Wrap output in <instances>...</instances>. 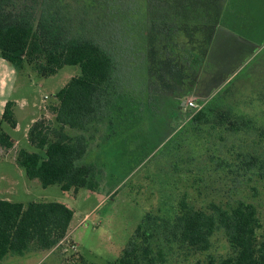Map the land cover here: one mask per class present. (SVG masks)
<instances>
[{"label":"trees","instance_id":"1","mask_svg":"<svg viewBox=\"0 0 264 264\" xmlns=\"http://www.w3.org/2000/svg\"><path fill=\"white\" fill-rule=\"evenodd\" d=\"M8 1L0 0V55L18 73L25 74L30 68L48 77L65 65L81 68V74L72 77L48 105L51 117L43 115L30 126L27 137L38 151L20 148L16 163L44 187L58 184L74 193L81 188L95 191L99 187L97 165L82 162L90 138L85 133L71 134L68 129L86 131L110 117L115 106L122 110L121 98H117L122 89L117 64L98 42L81 33L72 35L70 14L62 8L63 1L45 0L38 19L23 10L8 11ZM232 1L145 0L147 8L159 7L163 12L161 19L152 14L146 20L136 50V58L146 64L148 81H153L152 63L160 53L170 73L192 87L198 85L199 75L213 70L214 45L220 43L230 59L233 49L224 42V35L231 30L224 24L231 16ZM180 33L187 41L181 42ZM252 57L240 61L212 87L189 93L195 95L200 108H192L187 123L162 143L165 157L161 163L166 168L159 172L164 185L162 205L158 212L144 215L120 257L111 264H158L164 254L163 237L172 236L180 244L206 251L218 231L231 248L219 264H264L263 218L258 202L264 194V62L261 71L252 70L264 56ZM145 97L128 99L139 104V111L153 115L152 102ZM130 101L129 107L134 105ZM179 104L184 107L183 100ZM173 105L175 109L177 105ZM15 109L16 102L8 100L0 119V146L7 150L16 140L2 125L17 127ZM169 185L186 188L170 204ZM210 188L215 189V195L199 205L196 193L201 195ZM74 215L75 211L62 202L25 204L0 198V261L8 255L56 248L67 236ZM78 261L97 264L83 256Z\"/></svg>","mask_w":264,"mask_h":264},{"label":"rangeland","instance_id":"2","mask_svg":"<svg viewBox=\"0 0 264 264\" xmlns=\"http://www.w3.org/2000/svg\"><path fill=\"white\" fill-rule=\"evenodd\" d=\"M61 1L65 4L61 5L62 8L70 14L72 35L81 33L98 42L113 56L120 75V90L124 92L118 87L120 95L122 93L120 96L117 92L122 110L117 111L118 106H115L110 117L101 124L89 126L86 131L68 129L71 134L85 133L90 138L89 150L82 162L97 165V190L81 188L74 193L62 190L58 184L44 187L38 180L27 176L25 169L16 163V154L20 148L38 151L29 143L28 128L39 116L51 117L47 112L48 105L53 103L55 95L72 77L81 74V68L65 65L48 77H42L30 68L25 74H20L0 55V100L17 103L15 111L18 119L16 129L7 123L2 125L16 139V144L9 150L0 146V198L25 204L57 201L75 211L67 236L56 248L44 253L8 255L0 264H80L79 256L97 264H111L117 260L144 215L158 212L162 205L164 185L159 172L166 170L161 163L165 157L162 143L187 123L193 111L187 106L188 98L201 105L195 95L189 93L203 92L204 88L212 87L245 58L264 56V0H233L231 16L226 17L224 24V28L232 31L224 35V42L227 41L233 49L230 59L220 43L214 45L213 70L199 75L198 85L192 87L180 83L170 73L168 63L156 48L155 53L159 56L152 63L153 81H148L146 64L136 58V50L141 45L146 20L152 14L157 19L162 18L160 15L163 12L159 7L147 8L145 0ZM43 2L45 0H9L5 8L13 13L23 10L38 19ZM179 36L181 42L187 41L184 34ZM159 44L160 41L157 46ZM263 62L259 64L257 61L252 70L261 71ZM180 73L182 69L179 67L178 75ZM129 97L135 101L148 98L146 101L152 102L149 104L153 115L147 116L139 111V104H134ZM182 100L184 107L179 104ZM129 101L134 105L129 107ZM173 103L177 105L175 109ZM141 159L145 160L139 164ZM167 189L170 191L167 194L168 204L174 203L178 194L186 190L181 185L178 189L169 185ZM188 190L193 195V190ZM214 190L205 189L201 195L196 193L198 204L207 203L215 195ZM258 202L263 218L261 232L264 233V194ZM166 238L163 237L164 254L158 264H219L231 252L222 231L215 233L212 246L206 251L180 244L172 236Z\"/></svg>","mask_w":264,"mask_h":264},{"label":"built area","instance_id":"3","mask_svg":"<svg viewBox=\"0 0 264 264\" xmlns=\"http://www.w3.org/2000/svg\"><path fill=\"white\" fill-rule=\"evenodd\" d=\"M187 105L196 110L200 108V105L193 98L187 99Z\"/></svg>","mask_w":264,"mask_h":264},{"label":"crops","instance_id":"4","mask_svg":"<svg viewBox=\"0 0 264 264\" xmlns=\"http://www.w3.org/2000/svg\"><path fill=\"white\" fill-rule=\"evenodd\" d=\"M9 72L12 73L13 71H12V70H9ZM7 101H8V100H6V101H4V100H0V119H1V116H2L3 109H4V105H5V103H6ZM16 105H17V103H16ZM39 117H40V116H39ZM39 117H37L36 119H34L33 122L36 121ZM17 120H18V119H17ZM33 122H32V123H33ZM31 125H32V124H31ZM31 125H30V126H31ZM17 127H18V125H17ZM17 127H16V128H17ZM16 128H15V129H16ZM29 128H30V127H29ZM29 128H28V130H29ZM15 140H16V139H15Z\"/></svg>","mask_w":264,"mask_h":264}]
</instances>
